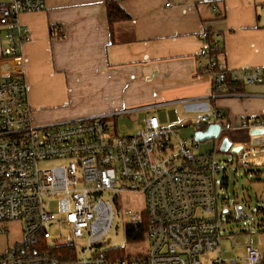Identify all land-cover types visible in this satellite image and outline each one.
I'll return each instance as SVG.
<instances>
[{
	"label": "built area",
	"instance_id": "2783aa9c",
	"mask_svg": "<svg viewBox=\"0 0 264 264\" xmlns=\"http://www.w3.org/2000/svg\"><path fill=\"white\" fill-rule=\"evenodd\" d=\"M44 8V0H0V43L4 42L0 44V223L21 224L20 241L0 248V264H202L200 256L214 251L217 256L211 264H264V251L256 249L249 237L241 256L223 258L225 222L217 211L216 187L223 165L217 149L197 154L198 143L182 139L174 127H161L154 116L132 135H119L105 116L34 124L22 55L28 31L19 16ZM199 38L204 47L198 69L210 76L211 100L233 95L232 84L264 82L259 68L219 69L213 55L218 44L210 40L207 26H202ZM222 117L214 109L199 115L198 121L217 122ZM239 126L248 133L262 130L261 141L242 146L239 163L263 164L264 117L244 119ZM50 161L63 164L40 168V163ZM131 193L145 198L149 248L145 255L112 260L97 250L113 222L112 203L106 196L115 203L117 195ZM51 195L60 196L58 215L45 208L44 199ZM232 207L237 220L253 218L240 203ZM51 226H55L52 233ZM62 230L68 239L62 238ZM235 237L224 240L233 248L239 245ZM78 238L87 243L81 256L76 255ZM90 249L94 250L88 253Z\"/></svg>",
	"mask_w": 264,
	"mask_h": 264
},
{
	"label": "crops",
	"instance_id": "0c3cea01",
	"mask_svg": "<svg viewBox=\"0 0 264 264\" xmlns=\"http://www.w3.org/2000/svg\"><path fill=\"white\" fill-rule=\"evenodd\" d=\"M113 1L128 19L110 24L106 0H44V10L19 16L28 31L24 79L36 126L154 108L175 130L186 128L193 142L209 125L225 127L217 141L194 148L208 154L199 152L202 144L212 142L220 152L223 137L243 131L242 120L264 117V82L211 100L210 76L198 69L205 25L219 46L220 69L259 68L264 76V0ZM214 109L222 119L198 121ZM259 137L232 147L254 145Z\"/></svg>",
	"mask_w": 264,
	"mask_h": 264
},
{
	"label": "rangeland",
	"instance_id": "374dc122",
	"mask_svg": "<svg viewBox=\"0 0 264 264\" xmlns=\"http://www.w3.org/2000/svg\"><path fill=\"white\" fill-rule=\"evenodd\" d=\"M1 45L4 42L1 41ZM98 105V104H95ZM102 105V104H101ZM104 106V105H103ZM98 108V107H96ZM168 107H165L167 109ZM164 109V113L166 110ZM154 108L135 109L128 112H121L119 114H113L105 116L106 121L111 125H116L119 135H132L137 133L138 126L144 124L147 117L155 115L160 126L163 128H171V124H168V118L162 115L163 118L157 113H154ZM192 118V117H189ZM165 122V123H164ZM166 124V125H165ZM186 128H179L176 132H180L182 137L187 142H193L192 135H186ZM189 133V132H188ZM260 138V137H259ZM231 142L248 143L253 139L247 134L246 131L236 133V136L231 138L228 136ZM214 143L207 142L201 145V150L210 151L212 153L215 149ZM198 151V150H197ZM217 158L221 161L225 168V181L223 180V171L217 176L216 187L218 193L217 211L222 215V221L225 222L223 226V239L222 243L225 244L227 250L223 254L224 259H230L234 254L241 256L242 244L247 237L253 241V246L256 249L264 251V165L260 166H243L239 163L238 158L234 155L218 152ZM226 162L230 163L226 166ZM237 163V164H236ZM62 161H50L40 163L39 166L42 169H48L62 165ZM224 181V182H223ZM108 198L112 203L113 208V222L110 230L100 242V246L97 250L103 252H111L117 250L120 254V258L126 259L131 256L145 255L149 248V239L146 236L142 241L129 243L125 238V226L129 223L138 222L145 215V198L142 194H119L116 196L115 203L113 197ZM59 195H51L44 199L45 208L54 215L59 214ZM118 203H120L118 205ZM225 203V204H223ZM234 203H240L244 206L246 213L253 214V218L250 220H237L235 213L232 211ZM227 210L226 212H223ZM213 214H207L205 217H212ZM21 224L19 222H5L0 223V248L3 249L6 243L12 244L20 241ZM55 226L49 228L52 233ZM236 235V241L238 246L233 247L230 242L224 240L226 236L228 238ZM69 235L65 230H62V238L68 239ZM76 255L81 256V247H86L87 243L83 238H78L75 242ZM49 245L52 246V243ZM94 249L88 250V253ZM217 256V251L206 252L200 256L202 264H211Z\"/></svg>",
	"mask_w": 264,
	"mask_h": 264
},
{
	"label": "trees",
	"instance_id": "16d2710c",
	"mask_svg": "<svg viewBox=\"0 0 264 264\" xmlns=\"http://www.w3.org/2000/svg\"><path fill=\"white\" fill-rule=\"evenodd\" d=\"M105 4H106V11H107V18L110 24H112L113 21L128 19V16L121 10V8L113 0H106ZM218 50H219V46H218ZM217 53L218 51L214 52L213 54L215 59H216ZM225 78L227 77L225 76ZM241 87H244V86L241 84H232L230 85V91L234 94ZM147 232H148V220H147L146 215H144L140 221L129 223L125 226L126 241L129 243L142 241L147 236ZM105 254L107 255L108 258L112 260L120 259V254L117 252L116 249L111 252H105Z\"/></svg>",
	"mask_w": 264,
	"mask_h": 264
},
{
	"label": "water",
	"instance_id": "95a60500",
	"mask_svg": "<svg viewBox=\"0 0 264 264\" xmlns=\"http://www.w3.org/2000/svg\"><path fill=\"white\" fill-rule=\"evenodd\" d=\"M225 129H222V126L218 123H214L212 125H209L208 128L202 132H196L194 134V141L196 143L203 142L206 140H215L217 141L225 132ZM262 134V130H252L248 133L249 136H259ZM230 149V153L232 155H237L239 151L242 149V146H235L232 147V142L228 139V137H223L220 141V148L219 151L221 153H226Z\"/></svg>",
	"mask_w": 264,
	"mask_h": 264
}]
</instances>
